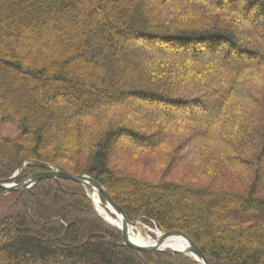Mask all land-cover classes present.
I'll use <instances>...</instances> for the list:
<instances>
[{
    "label": "trees",
    "instance_id": "obj_1",
    "mask_svg": "<svg viewBox=\"0 0 264 264\" xmlns=\"http://www.w3.org/2000/svg\"><path fill=\"white\" fill-rule=\"evenodd\" d=\"M1 125L0 181L87 175L211 264H264V0H0ZM163 153L158 179L120 166ZM0 264L199 263L133 251L50 179L0 197Z\"/></svg>",
    "mask_w": 264,
    "mask_h": 264
},
{
    "label": "water",
    "instance_id": "obj_2",
    "mask_svg": "<svg viewBox=\"0 0 264 264\" xmlns=\"http://www.w3.org/2000/svg\"><path fill=\"white\" fill-rule=\"evenodd\" d=\"M27 163H25L14 175L10 180L8 181H0V191H3V195H9L14 192H25L39 182L43 180H66L70 182H74L78 185L83 186L90 192V196L92 197V201L96 206V210L98 208H101L104 211L112 209V215L117 217V220L120 222V225L114 224L112 221H110L108 218L103 217V219L116 226L122 233H123V239H124V245L128 248L132 249L136 252L141 253H162V252H171L175 254L185 255L190 258H193L197 263L199 264H211L206 257V255L202 252L200 247L186 234L181 232H169V233H161L158 235V238L156 241H154L152 244H149L147 246H140L134 243L131 239V230L135 226V224L131 221H129L126 213L124 210L118 206L114 200L109 195L106 188L100 184L99 182L93 180L91 177L87 175H71L67 173H63L57 169H52L48 172H41L34 174L30 176L29 178L25 179L22 183L16 184L11 183L12 180L16 179L23 167H25ZM94 192L98 195V202H96L93 199ZM102 199L104 200V203L102 202ZM102 216V215H101ZM175 237H181L188 243V248L186 250H179L175 248H165L164 245L167 241L175 238Z\"/></svg>",
    "mask_w": 264,
    "mask_h": 264
},
{
    "label": "rangeland",
    "instance_id": "obj_3",
    "mask_svg": "<svg viewBox=\"0 0 264 264\" xmlns=\"http://www.w3.org/2000/svg\"><path fill=\"white\" fill-rule=\"evenodd\" d=\"M0 131L3 134L9 135L11 137H15L18 134L15 131V129H13V127H11L9 125H1L0 126ZM122 148H123L122 144L118 145V147L116 149V152L118 151V149H122ZM171 149L172 148H170V150ZM167 162H169V163H167ZM172 162H173V159L169 160L165 153L160 154L158 156H153V157H150V156L145 154L143 156H139V158L131 159L128 162L127 161H123V162L120 163V166L122 165V167H125V168H127L129 170H132V171H134L133 169H135L138 174H140L144 170L147 173V176L150 179H158V178H161V176L163 175L164 171L167 169V167L165 166V163L172 164ZM187 171H188V167H182L179 170L174 171V172L167 171V173H165V174L167 176V179H173V180L174 179H178L180 176H182L184 174L188 178H194L195 176H197L199 178V176L197 175L196 172H192L191 173V172H187ZM29 177H27V178H29ZM239 184L240 183L237 182V185H239ZM236 187H238V186H236ZM262 195L264 196V192H262ZM96 211L99 213V215H101L99 210H96ZM111 216H112V218L114 220H117V217H115L113 215H111ZM79 217H81V216L77 215L76 218L81 219ZM134 224H135V226L132 228L133 229V234H134V237L136 239H138V240H143V241H146V242H154L158 238V235H160L162 233L159 229H157L153 225L151 226L148 223H144L142 221L135 222ZM114 227H116V226H114Z\"/></svg>",
    "mask_w": 264,
    "mask_h": 264
},
{
    "label": "bare ground",
    "instance_id": "obj_4",
    "mask_svg": "<svg viewBox=\"0 0 264 264\" xmlns=\"http://www.w3.org/2000/svg\"><path fill=\"white\" fill-rule=\"evenodd\" d=\"M93 199L98 202V195L96 192H94L93 194ZM98 210L100 211L101 215L105 218H108L110 221H112L114 224L116 225H120V222L118 220H114L112 218V209L110 210H107V211H104L102 210L101 208H98ZM131 239L134 243H136L137 245H140V246H147L149 244H152L153 242H146V241H143V240H138L134 237V234H133V229L131 230ZM165 248H175V249H179V250H186L188 248V243L187 241H185L183 238L181 237H175L169 241H167L164 245Z\"/></svg>",
    "mask_w": 264,
    "mask_h": 264
}]
</instances>
